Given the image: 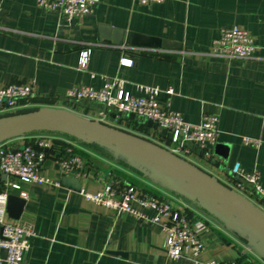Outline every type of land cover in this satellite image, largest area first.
<instances>
[{"label": "crops", "instance_id": "obj_1", "mask_svg": "<svg viewBox=\"0 0 264 264\" xmlns=\"http://www.w3.org/2000/svg\"><path fill=\"white\" fill-rule=\"evenodd\" d=\"M0 86L34 82V93L21 100L0 121L44 110H65L102 122L172 150L166 132L131 114L114 120V110L100 103L67 96L73 86L100 88L113 77L127 91L138 85L159 86V101L169 104L192 123L204 113L216 114L220 134L208 154L195 143L180 154L214 178L235 189L232 168L240 162L247 171L258 170L264 184V0H97L90 14L67 20L61 12L40 8L35 0H1ZM123 31L121 43L99 38V27ZM239 25L253 37L256 50L249 58L214 55L212 42L221 28ZM135 34L171 40L179 48H142L132 45ZM123 56L133 65H121ZM173 93L168 94L167 89ZM107 111L104 120L99 114ZM64 150L70 147L85 163L83 189L96 192L111 171L138 190L169 200L194 220L207 224L201 233L205 250L196 259L167 256L162 228L130 213L117 214L87 200L73 183L64 184L53 151L42 173L61 182L23 183L28 193L19 218L34 226L30 249L22 264H199V261L243 260L264 264V244L253 246L250 232L238 234L207 212L199 192L155 164L114 145L93 142L72 129L46 128ZM29 132L4 143L11 149L33 143ZM62 135V136H61ZM65 136V137H64ZM261 144H245L243 137ZM59 154V152L57 153ZM1 179H6L2 174ZM0 179V180H1ZM19 196V191L12 190ZM264 212V200L247 198ZM152 215V210H145ZM6 252L0 251L4 257Z\"/></svg>", "mask_w": 264, "mask_h": 264}, {"label": "built area", "instance_id": "obj_2", "mask_svg": "<svg viewBox=\"0 0 264 264\" xmlns=\"http://www.w3.org/2000/svg\"><path fill=\"white\" fill-rule=\"evenodd\" d=\"M162 0H139L141 4L160 2ZM40 8L59 11L67 20L90 14L97 0H35ZM2 1L0 0V12ZM214 55L229 59L249 58L256 50L254 37L243 27L233 25L221 28L219 35L212 42ZM121 65L132 66L133 59L123 56ZM139 94L135 95L125 89L124 81L119 77L109 78L100 88L89 85L73 86L67 90V96L76 100H88L102 104L114 110V120L124 115L151 120L166 132L172 152L179 155L187 153V144L195 143L208 154V147L216 144L220 134L219 118L216 114L204 113L200 122L185 120L182 114L159 101V86L138 85ZM35 91L34 82H14L0 86V114H9L18 108L21 100L29 98ZM168 94L174 92L168 88ZM107 111L99 114L104 120ZM57 140L51 137H35L33 143L11 149L0 144V264H22L30 249V238L36 234L34 226L21 219L8 218V198L12 190L19 191V197L26 199L28 193L22 189L23 183L52 184L60 186L59 180H53L42 173L43 164L53 151L60 163L61 173L67 176L84 178L87 176L85 163L70 147L61 150ZM245 144L258 146L257 138L243 137ZM59 152V154H57ZM235 177L234 190L245 198L257 197L264 200V184L258 170L245 171L240 162L232 168ZM80 193L96 204L113 210L117 214L130 213L140 220L159 225L165 233L167 256L172 259L188 257L196 260L205 250L201 233L207 224L194 220L186 210L177 209L172 203L161 197L138 190L134 185L118 179L111 171L103 182L102 188L90 192L81 188ZM145 210H152V215ZM199 264H253L243 260L199 261Z\"/></svg>", "mask_w": 264, "mask_h": 264}, {"label": "water", "instance_id": "obj_3", "mask_svg": "<svg viewBox=\"0 0 264 264\" xmlns=\"http://www.w3.org/2000/svg\"><path fill=\"white\" fill-rule=\"evenodd\" d=\"M99 38L108 43H121L123 31L101 25ZM132 45L142 48H179L171 40L145 34H135ZM135 117L134 114H131ZM151 125L156 124L147 120ZM40 128L72 129L84 134L90 141L114 145L132 152L155 164L174 178L184 181L202 194L199 202L203 208L238 233L252 234L253 246L264 244V212L236 190L214 178L198 166L173 153L171 150L135 134L113 128L102 122L79 116L65 110H44L15 116L0 121V144L6 140ZM64 184L73 183L81 190L79 179L69 176L62 178ZM25 199L10 194L7 211L12 218H19Z\"/></svg>", "mask_w": 264, "mask_h": 264}, {"label": "rangeland", "instance_id": "obj_4", "mask_svg": "<svg viewBox=\"0 0 264 264\" xmlns=\"http://www.w3.org/2000/svg\"><path fill=\"white\" fill-rule=\"evenodd\" d=\"M49 132H52V131L48 130V129H40V130L34 131L33 134H38V136H41V137L57 136V135H54V134H49ZM79 134H81V133H79ZM82 136L86 137L84 134H82ZM198 194H200V196H202L201 193H198Z\"/></svg>", "mask_w": 264, "mask_h": 264}, {"label": "trees", "instance_id": "obj_5", "mask_svg": "<svg viewBox=\"0 0 264 264\" xmlns=\"http://www.w3.org/2000/svg\"><path fill=\"white\" fill-rule=\"evenodd\" d=\"M40 129H46V128H40ZM40 129H37V130H40ZM37 130H34V131H37ZM34 131H31V132H34ZM29 133V132H28Z\"/></svg>", "mask_w": 264, "mask_h": 264}]
</instances>
